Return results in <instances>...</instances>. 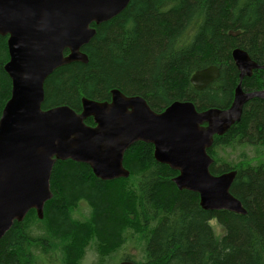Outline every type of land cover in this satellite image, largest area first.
<instances>
[{
    "label": "trees",
    "instance_id": "obj_1",
    "mask_svg": "<svg viewBox=\"0 0 264 264\" xmlns=\"http://www.w3.org/2000/svg\"><path fill=\"white\" fill-rule=\"evenodd\" d=\"M94 26L95 36L82 48L89 61L70 62L47 77L44 109L66 104L81 111L84 97L110 100L115 88L143 96L156 111L176 100H191L199 110L227 109L240 80L233 50L244 49L264 65V0H131ZM7 39L0 36V117L12 92L4 69ZM213 64L219 77L196 89L192 75ZM241 84L245 92L263 89L264 70H253ZM86 122L94 124L92 117ZM255 145L264 146V99L258 96L208 149L213 174L237 172L231 192L245 214L203 209L197 192L173 181L178 171L156 161L151 143L131 145L124 156L129 176L113 180L98 178L89 164L58 160L44 217L31 209L15 221L0 239V264H83L88 248L105 263L126 243L143 257L129 254L114 264H264V160L220 155ZM81 202L90 211L77 218ZM213 219L223 227L220 237Z\"/></svg>",
    "mask_w": 264,
    "mask_h": 264
},
{
    "label": "water",
    "instance_id": "obj_2",
    "mask_svg": "<svg viewBox=\"0 0 264 264\" xmlns=\"http://www.w3.org/2000/svg\"><path fill=\"white\" fill-rule=\"evenodd\" d=\"M130 1L0 0V36H7L9 53L4 69L12 81L0 117V239L31 209L44 217L58 160L89 164L102 180L127 177L125 152L140 141L153 144L156 161L178 171L173 181L180 190L197 192L203 209L246 213L231 192L237 172L213 174L214 159L208 152L215 135L241 120L248 100L264 99V89L242 88L245 76L264 70L244 49L232 52L240 82L227 109L199 110L191 100H176L156 111L143 96L117 88L110 100L84 97L81 111L66 104L43 108L47 77L70 62L87 63L82 48L97 32L94 24L114 18ZM219 75V66L213 64L197 70L191 82L200 90ZM90 117L93 125L86 122Z\"/></svg>",
    "mask_w": 264,
    "mask_h": 264
},
{
    "label": "rangeland",
    "instance_id": "obj_3",
    "mask_svg": "<svg viewBox=\"0 0 264 264\" xmlns=\"http://www.w3.org/2000/svg\"><path fill=\"white\" fill-rule=\"evenodd\" d=\"M240 82V80H239ZM238 82V83H239ZM238 85V84H237ZM264 89V88H263ZM222 154L221 156H228L229 159L238 161L240 159H243L245 157H253L256 158L257 160H264V146H246L244 149L241 150H231V149H226L225 151H221ZM90 208L85 202H81L80 206L74 211V216L77 218H83L87 215H89ZM211 225L213 227V231L217 237H220L224 232H223V227L217 222L216 219H213L211 222ZM118 247L115 251L111 253V256H108L109 258L107 259V262L101 263L99 262V256L97 253L94 251L92 252L90 248L87 249V252L84 257V262L83 264H114L116 260H118V257H125L127 255H132L135 256L136 258H142V250L140 249H134L133 246L129 243H126L123 245L121 248ZM49 260H52L51 255H48ZM116 259V260H114ZM49 263H51L49 261ZM117 262L116 264H118Z\"/></svg>",
    "mask_w": 264,
    "mask_h": 264
}]
</instances>
